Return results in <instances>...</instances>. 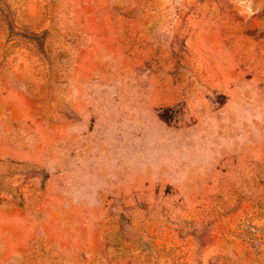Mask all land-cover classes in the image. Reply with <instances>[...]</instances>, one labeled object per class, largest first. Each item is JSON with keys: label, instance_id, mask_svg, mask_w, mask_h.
Masks as SVG:
<instances>
[{"label": "rangeland", "instance_id": "rangeland-1", "mask_svg": "<svg viewBox=\"0 0 264 264\" xmlns=\"http://www.w3.org/2000/svg\"><path fill=\"white\" fill-rule=\"evenodd\" d=\"M0 264H264V0H0Z\"/></svg>", "mask_w": 264, "mask_h": 264}]
</instances>
